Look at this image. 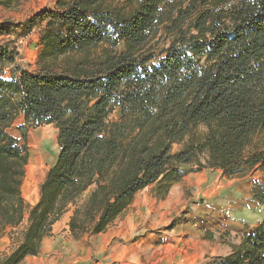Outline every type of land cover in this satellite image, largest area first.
Returning <instances> with one entry per match:
<instances>
[{
    "label": "trees",
    "instance_id": "trees-1",
    "mask_svg": "<svg viewBox=\"0 0 264 264\" xmlns=\"http://www.w3.org/2000/svg\"><path fill=\"white\" fill-rule=\"evenodd\" d=\"M24 25L41 27L35 70L0 45V232L26 214L27 224L0 264L37 255L88 188L68 222L75 238L104 231L153 182L164 195L182 165L228 177L258 170L252 196L264 204V144L248 150L264 130V0H56ZM11 26L0 23V33ZM8 64L16 67L5 77ZM19 115L23 139L27 126L58 130L33 205L21 192L28 149L8 131ZM197 124L203 138L172 152ZM207 264H264V221Z\"/></svg>",
    "mask_w": 264,
    "mask_h": 264
},
{
    "label": "crops",
    "instance_id": "crops-1",
    "mask_svg": "<svg viewBox=\"0 0 264 264\" xmlns=\"http://www.w3.org/2000/svg\"><path fill=\"white\" fill-rule=\"evenodd\" d=\"M55 2L56 0H53L45 9L53 8ZM182 167L186 168L188 165H182ZM256 172L259 171L255 170L250 174L253 175ZM224 178L225 176L219 168L201 167L183 174L169 186L164 195L157 193L156 182L137 190L131 202L122 211L124 214L122 220H119L121 213L110 223L113 225L108 238V243L112 244V247L110 246L112 250L110 262L114 263L117 260L118 264H192L193 259L197 258L196 264H207L215 256L229 254L232 245L239 244L244 233L254 230L264 221V204L253 198L254 181L250 180L247 175L236 178L235 190L226 193V197H229L228 204H221V199L222 201L226 200V198H221L226 188L222 184H227ZM188 189L190 190L189 195ZM199 198L206 200L209 203L208 206L213 210L209 216L210 225H206L204 228L200 225L196 226L194 212L186 209L182 213L183 220L175 229L176 231L173 228L170 231H155L156 226H162L166 222L165 219H167V223L169 222V216L173 212L182 211L189 200ZM224 214L229 217L224 219ZM71 215L70 208L62 213L59 219L52 224L50 235L42 238L41 248L46 249L43 244L45 237L57 234L61 230L64 233L68 232ZM220 216L223 220L222 223L218 220ZM161 220H163V224ZM196 227L201 235L193 234ZM226 231L233 232L230 233L233 236H225ZM210 232L216 235L208 239L204 235L210 234ZM220 236L223 239H220ZM195 238L202 241L206 247L197 256L195 252H188L195 247ZM127 241H129L128 244H126ZM179 241L187 243L186 246H183L184 252L175 254L171 261L172 249L166 246L174 245L177 249Z\"/></svg>",
    "mask_w": 264,
    "mask_h": 264
},
{
    "label": "rangeland",
    "instance_id": "rangeland-1",
    "mask_svg": "<svg viewBox=\"0 0 264 264\" xmlns=\"http://www.w3.org/2000/svg\"><path fill=\"white\" fill-rule=\"evenodd\" d=\"M52 1L53 0H14L8 6H0V23H12V26L8 28L7 31L0 33V45L9 47L12 50L14 49V51L18 53L17 55H14L15 63L20 64L23 68L29 71L36 69V61L41 47L39 38L41 27L38 25H34L30 29H27L24 23L27 20H30L35 14L43 13L46 6L50 5ZM160 33L161 31L154 38V40H156V42L158 43V46H161L165 43V40L163 39V36L160 35ZM15 67L16 65L14 64H8L5 67L4 76L9 77L12 69H14ZM118 117L119 112L115 110L109 115L108 120L114 121L118 119ZM22 123H24L23 118L21 115H19L14 119L11 126L8 128V131L16 135L19 138L20 142L25 141V145L28 149L29 157L25 168V175L21 186V192L25 201L28 204L33 205L39 198V184L43 180L47 169L57 157L59 151V146L57 143L58 130L52 123L42 124L36 127L27 126L25 131L26 138L23 139L20 131L17 128ZM205 132V126L203 124H197L192 129L191 133L186 135L181 142L174 143L172 145L171 151L174 152L181 149L192 139H202ZM263 144L264 130L259 131L254 135L251 145H249L248 147V150L251 151L254 148L261 147ZM32 149L34 159L31 161L30 150ZM195 167L196 166L188 165L186 171H194ZM253 171L255 170L248 172V174L246 175L255 183L257 180L261 179V173L256 172L251 175L250 173H252ZM236 178L238 177L225 176L224 179L227 184H222L226 188L221 198H226V200L222 201L221 199V204H228L227 201L229 200V197H226V193L228 194L235 188L237 184ZM90 190L91 188L85 190L77 198L76 202L69 206V208L72 210V213L76 207H81L84 204ZM187 191L189 195L190 190L188 189ZM208 205L209 203L206 200L200 198L196 200L191 199L182 211L178 210L177 213L173 212L169 216L170 220L168 223L167 219L164 220L166 221L164 224L163 220H161L163 225L156 226L155 231H170L171 228L176 231L175 229L178 228L183 220L182 213L186 211V209L194 212L193 215L195 217L196 226L200 225L202 226V228H204L206 225H210L211 221L209 216L213 212V210H211V207ZM123 216L124 214L122 213L119 220H122ZM223 217L224 219H227L229 216L224 214ZM221 218L222 217L220 216L218 219L220 223H222L221 221H223ZM26 224L27 214L25 216V219L18 226H9L0 232V238H3V240H0V257L3 254L8 253L17 244L20 238V233L25 228ZM112 228L113 225L110 224L108 228L100 233H84L80 238L73 237L69 230L65 233L61 230L57 234H53L50 237H45V242H43V244L45 245L46 249L41 248V241L39 253L37 255H29L25 257L22 264H118L116 263L117 260H115L114 263L110 262L112 259V250L110 249V246L112 247V244L111 242L108 243V238L111 235L110 231H112ZM197 230L198 229L196 227L193 234L201 235V233H199ZM213 232H210V234H205L204 236L208 239L212 238L213 235H216ZM225 233V236L230 237V233L233 232L226 231ZM220 239L223 238L220 236ZM194 241L195 247L193 249H190L188 252H195L197 256L198 254L200 255L201 251H203V249H205L206 247H204L203 242L198 238H195ZM128 242L129 241H127L126 244H128ZM186 244L187 243L185 241H179L177 243V249L174 245L166 246L172 249L171 261H173L175 254L184 252L183 246H186ZM189 244L192 245V243L190 242ZM193 260L194 261L192 262V264H196L195 260H197V258Z\"/></svg>",
    "mask_w": 264,
    "mask_h": 264
},
{
    "label": "bare ground",
    "instance_id": "bare-ground-1",
    "mask_svg": "<svg viewBox=\"0 0 264 264\" xmlns=\"http://www.w3.org/2000/svg\"><path fill=\"white\" fill-rule=\"evenodd\" d=\"M34 159L33 149L30 150V160L32 161ZM35 192V191H34ZM30 195V194H29ZM28 195V196H29Z\"/></svg>",
    "mask_w": 264,
    "mask_h": 264
}]
</instances>
